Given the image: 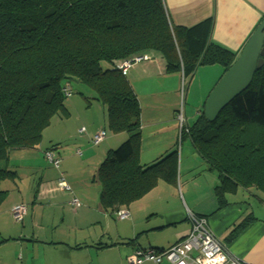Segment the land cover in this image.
Returning a JSON list of instances; mask_svg holds the SVG:
<instances>
[{
	"label": "trees",
	"instance_id": "obj_1",
	"mask_svg": "<svg viewBox=\"0 0 264 264\" xmlns=\"http://www.w3.org/2000/svg\"><path fill=\"white\" fill-rule=\"evenodd\" d=\"M211 26V18L188 29L171 25L162 0H0V182L15 177L9 153L38 148L52 118L65 113L63 89L71 95L73 83L90 92H79L87 102L105 108L111 134L127 135L97 170L104 211L127 208L160 177L175 178L176 149L150 166L137 164L140 105L116 63L154 53L184 80L198 64H218L222 76L237 54L208 42ZM202 110L181 128L180 141L188 139L217 174L219 206L238 187L264 195V65L214 121ZM54 147L44 158H55ZM5 196L0 190V204Z\"/></svg>",
	"mask_w": 264,
	"mask_h": 264
},
{
	"label": "crops",
	"instance_id": "obj_2",
	"mask_svg": "<svg viewBox=\"0 0 264 264\" xmlns=\"http://www.w3.org/2000/svg\"><path fill=\"white\" fill-rule=\"evenodd\" d=\"M162 2L169 23L175 27L188 29L211 18L208 42L237 56L264 19V0ZM144 63L133 66L126 79L137 78L139 74L147 76V71H155V65H159L156 69L159 72L162 65L164 72H168L163 60L154 53L150 54L147 64ZM211 66H217L222 73L220 65ZM180 73L174 71L176 75ZM130 86L134 91L132 81ZM207 95L203 92V103ZM80 97L84 99V96ZM85 104L68 102L65 113L52 118L43 131L42 138H45L38 148L9 153L8 166L15 172V177L0 182V190L6 192L0 204V264H127V257L136 249L165 250L181 242L191 228L188 213L206 218L211 232L231 255L246 264H264V195L253 188L238 187L233 192H226L224 204L219 206L214 192L217 174L207 169L188 139L181 140L175 178L160 177L139 200L121 208L129 212L127 220H119L117 211H104L99 202L101 185L97 170L108 152L125 142L127 135L111 134L105 123L90 125L82 118L83 112L90 111V104ZM160 110L158 105L140 108L137 164L142 168L154 164L177 146L175 113L169 110L168 118L160 119ZM168 128L173 129L172 134L164 136ZM54 129L57 135L53 134ZM106 130L111 134L110 138L93 145V136L101 131L106 133ZM52 146H55L52 149L55 158H60L61 172L44 160V152ZM73 155L83 159L79 162L81 170L78 174L85 176L87 181L90 178L92 186L96 178L99 185L94 184V196L88 191L89 185L83 186L85 196L77 190L78 177L71 174L72 161L76 159ZM23 179L32 184V188H28L31 196L25 199L30 205L22 201L25 198L21 186ZM62 181L69 190L58 187ZM73 198L80 207L70 205ZM19 204L26 206V214L20 221H15L10 211ZM55 211L61 214L44 215V212ZM39 212L41 216L37 215ZM245 220L246 226L239 230ZM231 236L233 238L229 240Z\"/></svg>",
	"mask_w": 264,
	"mask_h": 264
},
{
	"label": "rangeland",
	"instance_id": "obj_3",
	"mask_svg": "<svg viewBox=\"0 0 264 264\" xmlns=\"http://www.w3.org/2000/svg\"><path fill=\"white\" fill-rule=\"evenodd\" d=\"M146 62L144 63V65L147 64ZM211 65L212 64H198L197 65L198 68L196 67L197 72L193 73L191 76H188L187 78H185V80L183 79V81H182L181 73L179 75H176L174 74V72H169V73L164 72V65H162L163 67L160 72L156 70L158 69L159 65L157 67L155 65L153 67V69L155 70L154 72L147 71L146 72L147 76H141L139 74L137 78H133L131 76V79L129 80L130 84L132 81V85L134 87V93L137 97L141 109H147L151 105H158L159 107H161V110L158 113L160 119L168 118L169 114L167 113L169 110L171 111V113L173 112L175 113L174 125L176 126V133H177V144H176L177 146L175 149L178 156H180V151H181L180 148L181 127L179 124V119L177 118V114L181 113L182 115V123H183L182 128H186L187 125L191 126L194 123L197 117V111L200 110L201 108L200 105H202L203 103L202 102L203 92L208 94L210 90L213 88V86L220 79L219 77H220L221 69L220 68L217 69L218 68L217 66L214 67ZM83 90L86 95L90 94V92L87 89L84 88ZM80 91H82L80 85L73 83L72 84L73 93L67 99L64 100L65 105L73 100L75 102L84 103V106H86L85 103H87V101L80 97L81 96L79 94ZM69 98L71 99L68 100ZM88 103L90 104V111L83 112L82 118L90 125L96 122H98L100 125L104 123L106 125V121H105L106 119L104 113L105 108L101 105V103H99L96 100H90ZM58 117L59 116L56 115L54 118H58ZM172 131L173 129L168 128L163 135L169 136L172 134ZM53 134L57 135L55 129L53 131ZM106 135L107 136L105 138L107 139L110 138L111 136V134L108 131L106 132ZM43 138L41 141H43ZM105 138L103 140H105ZM102 146L103 145L101 144L100 148H102ZM116 147L118 146H114L113 149H116ZM94 148L97 149V146H94ZM59 152H61V150ZM74 158L76 159L72 161L73 166H72L71 174L76 175L78 177V178L76 177L77 178L76 181L78 182L76 185L77 190L81 194H83V186L85 188V186L89 185L90 189L88 191L94 196V184H98L96 178L94 179L95 181L93 182V186H92L91 185L92 183L90 182V178L87 181L85 176L81 177L80 174H78V172L81 170V167H79L80 166L79 162L83 159L82 157H75V156ZM47 166H49L50 170H54L53 167H51L50 165ZM56 169H58V171L61 172V165H59V167H57ZM21 186L23 188L24 191L23 195L25 197L22 201H25V204H27L28 202L25 199L26 197L28 198L29 196H31L30 193L31 191L30 190L28 191V188L29 186L32 188V184H27V182L23 179ZM28 205L30 204L28 203ZM41 214L42 213L39 212L37 215L41 216ZM60 214L61 213L59 211L44 212V215H49V216L50 215L57 216ZM117 225H118V221H116L115 223L116 227Z\"/></svg>",
	"mask_w": 264,
	"mask_h": 264
},
{
	"label": "built area",
	"instance_id": "obj_4",
	"mask_svg": "<svg viewBox=\"0 0 264 264\" xmlns=\"http://www.w3.org/2000/svg\"><path fill=\"white\" fill-rule=\"evenodd\" d=\"M149 59L147 54L134 55L116 63V68L122 76H125L134 65ZM63 93L69 97V88L63 89ZM177 118L182 128L181 113L177 114ZM104 138L105 132H98L93 136L92 144L97 145ZM77 154H80V151H77ZM45 158L52 166L58 167L59 161L53 158L51 153H45ZM58 187L61 190H69L63 181L58 183ZM70 205L75 208L81 206L76 198L71 200ZM10 214L15 221H20L26 214V206L24 204L16 205L11 209ZM116 215L119 220L129 218V212L126 209L118 210ZM188 220L191 228L181 242L165 250L136 249L127 257V264H143L144 262H152L153 264H246L227 251L225 245L209 229L206 218L188 213Z\"/></svg>",
	"mask_w": 264,
	"mask_h": 264
},
{
	"label": "water",
	"instance_id": "obj_5",
	"mask_svg": "<svg viewBox=\"0 0 264 264\" xmlns=\"http://www.w3.org/2000/svg\"><path fill=\"white\" fill-rule=\"evenodd\" d=\"M264 65V19L248 38L237 58L208 93L203 116L208 122L234 98L244 92L257 70Z\"/></svg>",
	"mask_w": 264,
	"mask_h": 264
}]
</instances>
